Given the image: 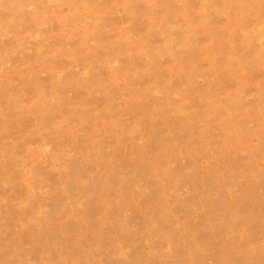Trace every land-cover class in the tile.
Segmentation results:
<instances>
[{"label": "rangeland", "instance_id": "1", "mask_svg": "<svg viewBox=\"0 0 264 264\" xmlns=\"http://www.w3.org/2000/svg\"><path fill=\"white\" fill-rule=\"evenodd\" d=\"M0 264H264V0H0Z\"/></svg>", "mask_w": 264, "mask_h": 264}]
</instances>
